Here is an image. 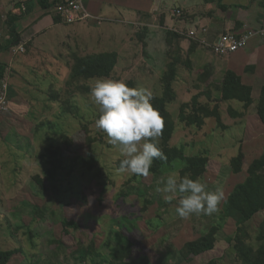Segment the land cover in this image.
Segmentation results:
<instances>
[{
    "label": "rangeland",
    "instance_id": "374dc122",
    "mask_svg": "<svg viewBox=\"0 0 264 264\" xmlns=\"http://www.w3.org/2000/svg\"><path fill=\"white\" fill-rule=\"evenodd\" d=\"M4 2L0 0L1 13L7 11V5L1 6ZM73 23H62L39 36L35 48L30 46L23 54L28 61L22 68L20 64L17 66L23 70L14 81L16 90L10 94L8 108L0 113V249H20L8 264H67L73 261L70 250L58 247L54 241L64 239L72 247L78 241L89 244L96 235L100 243L105 239L116 243L118 237L109 234V228H115L128 233L136 241L138 250L148 254L153 264H166L168 260L174 264L184 243L199 237L214 219L222 216L228 192L246 177L250 162L264 152V124L257 115L250 119L249 127L245 121L237 123L224 105L221 111L226 127L218 126L214 117L207 118L203 128L186 126L179 119L180 104L190 101L198 90L188 91L187 87H193L194 83L189 78L186 81L184 73L179 72L175 81L178 99L168 105L176 121L171 144L185 145L188 155L207 154L210 158L205 180L207 189L214 191L219 187L224 192L217 213L180 218L175 211L179 196L166 202L163 194L155 191L157 182L175 171L168 170L155 180L152 174L135 176L119 170L116 161L123 157L119 147L112 145L106 133L95 126L100 112L90 98V90L97 78L84 80L87 90L80 92L75 86L67 85L72 75V52L116 50L119 62L114 76L109 78L124 81L135 78L138 88L161 95L162 65L166 58L162 35L145 47L135 26L94 23L91 38L86 42L82 36H71V30L84 23ZM127 32L133 35L134 41H129ZM122 38L126 40L124 44ZM144 41L148 44L147 35ZM14 83L10 82L13 87ZM56 89H62L64 99L70 98V109L50 96ZM234 103L240 105L238 101ZM45 118L55 123L51 128L75 138V146L69 153L72 157L88 155L84 122H90L92 136L98 137L99 131L104 134V140L93 145L94 155L98 157L94 169L78 166L70 173L63 172L57 181L47 183L48 189L34 178L37 174L45 176L36 155L45 151L54 139H62L55 138L48 125L37 128L38 121ZM240 149L244 170L237 174L229 169V164ZM122 191L128 195L121 197ZM98 210L103 212L100 217ZM67 216L80 221V226L70 227L66 232L63 220ZM97 217L99 224H96ZM263 220L264 210L256 213L248 224L255 231ZM223 227L224 232L232 234L235 221L229 218ZM214 258H218L217 264H230L233 260V252L222 238L213 250L198 255L193 263L183 264H209Z\"/></svg>",
    "mask_w": 264,
    "mask_h": 264
},
{
    "label": "trees",
    "instance_id": "16d2710c",
    "mask_svg": "<svg viewBox=\"0 0 264 264\" xmlns=\"http://www.w3.org/2000/svg\"><path fill=\"white\" fill-rule=\"evenodd\" d=\"M62 2L64 0H37V3L42 8L47 10L52 9L53 11L55 6ZM31 5H33V1L28 0L24 4L25 7L19 4V14L10 13L6 20L1 18V21L9 28V38L7 40L0 38V52L12 50L25 42L26 35L24 31L18 30L17 21L32 11L33 6ZM53 18L55 23L64 21L62 14L56 11L53 12ZM144 30L146 31L147 28ZM145 31L139 30L138 36L143 40V45L146 47L147 42L144 41V37L147 34ZM182 38L184 36L180 33L175 31L167 32V43L169 45L167 55L170 61L161 76L162 94H154V99L151 101L164 118V129L158 144L167 156V160L154 159L149 174H152L156 180L166 171L172 170L178 172L181 177L188 174L193 180L199 178L205 183L210 163L209 156L207 154L188 155L185 145L176 146L171 144V139L176 129V121L168 105L178 99L175 81L178 79L179 70L182 66L185 67L192 64L190 60L192 49H190L187 59H183L182 48L180 46L176 49L173 48L174 42ZM31 43L26 44L28 49L32 45ZM71 59L72 75L71 79H68L67 85L75 86L77 92H80L87 90V87L83 84L84 80L113 77L115 68L119 62V53L116 50H100L89 53L75 51L71 53ZM8 73V65L0 61V80L8 79ZM201 78L205 79V76ZM125 81L128 86L138 88L135 78ZM204 81L197 83V88H202L205 83L206 90H201L194 94L190 101H184L180 104L179 119L183 124L189 127L196 126L197 128H203L206 125L207 118L214 117L217 120L218 126L226 127L227 125L223 121L221 111V104L224 102L230 103L228 108L229 114L239 121L245 120L250 107L256 103L257 113L264 123V87L259 98L255 100L252 94L253 87L244 83L241 76L230 69L226 71L220 81L212 79ZM213 89L220 92L219 97H213ZM61 90H53L50 96L57 102L62 103L66 109H70L72 102H70V98H63ZM212 101H215V104ZM234 101H238L240 106L235 107L232 104ZM46 125L50 126L49 129H51L55 138L61 137L62 141L59 138L55 141L54 137H50L54 140L45 151L36 155V160L41 164L45 176L37 174L34 178L44 189H48L47 183L49 181H57L63 172L70 173L78 166L80 168H87L88 170L95 168L98 163V157L94 155L93 145L96 141L104 140V134L101 131H99L98 137L92 136L90 122H84L83 131L86 134L88 155L77 154L72 157L69 153L75 146V138L63 130L51 128L55 123L50 118L39 120L37 128L41 129ZM123 158L121 157L116 161L119 168L120 161ZM243 166V150L240 149V152L232 157L229 169L238 174L244 170ZM120 195L121 197H125L128 195V192L122 191ZM99 198L101 200V196ZM262 210H264V152L250 162L247 167L246 177L237 182L228 192L221 209L222 216L214 219L209 228L199 237L185 242L174 264L193 263L198 255L213 250L220 238L229 244L233 252V260L230 264H264V220L255 231L248 224L255 214ZM102 214L103 212L98 210V216ZM99 217H97L96 224H99ZM229 218L235 221L236 226L232 234L226 233L223 230L224 223ZM63 223L66 226V232H69L70 227L78 228L80 226V221L68 216L64 218ZM120 223L122 224V222ZM127 225L128 227L131 226L128 223ZM109 234L110 236L114 235L118 237L116 243L111 242L110 239H105L100 243L96 235L92 236L89 244L78 241L70 247L64 239L56 240L53 243H56L58 247L70 250V256L73 261H69L67 264H88L90 261L91 264H153L148 254L138 250L136 241L128 233L115 228L110 230L109 228ZM18 251L20 249H0V264H8L12 256ZM217 263L218 258H214L209 262V264ZM166 264L171 263L168 260Z\"/></svg>",
    "mask_w": 264,
    "mask_h": 264
},
{
    "label": "crops",
    "instance_id": "0c3cea01",
    "mask_svg": "<svg viewBox=\"0 0 264 264\" xmlns=\"http://www.w3.org/2000/svg\"><path fill=\"white\" fill-rule=\"evenodd\" d=\"M26 1L28 0H9L5 3L3 0L4 4H1V6L7 5V11L3 13L0 12L1 18L6 20L10 13L19 14V4L24 6ZM32 1V11L28 12V14L22 16L17 21L18 30L24 31L26 35L25 42L20 45L24 47V50L19 51V48H13L12 50L0 52V61L6 63L9 67L7 76L9 83H14L16 78L21 75V70L23 69L19 70L18 65L20 64L22 68L25 62L28 61L23 55L29 51L26 44L34 42L31 48H35V43L39 36H43L49 30L53 31L62 23L71 24L67 23L65 18L63 22L55 23L53 18L54 11L52 9H44L37 3V0ZM84 1L91 13L103 18V20L101 22L80 21L84 23V25L74 27L73 30H71V36H82L85 41L88 42L89 38H91V26H93L94 23H98L99 25L105 22L129 24L136 27L137 34L139 30L145 31L144 29L147 28L145 31L147 34V45H150V43L153 44V40L157 39L158 35H162L161 40L163 39L166 45L163 52L166 53V58L162 65L164 67V72L170 61L167 55V50L169 48L167 43V32L175 31L184 36L181 40L175 41L173 46L174 49L179 46L182 48L183 59H187V55L189 56V51L192 49L190 53L192 64L185 67L182 66L179 70L180 73H184V79L186 81L189 78V81L194 83L193 87H187L188 91L191 92L194 88L198 90L197 93L201 90H206L207 87L205 83L202 88H197V83H202L203 80L206 82V80L209 79L220 81L224 77L226 71L230 69L239 74L244 83L253 87L252 94L254 99L257 100L259 98L264 87V37H252L242 49L224 55L216 54L209 44L214 43L222 33L227 31L241 33L249 29L252 30L263 27L264 0ZM177 8H181L184 11L182 16L173 14L174 10ZM192 30L196 31L195 37L189 35ZM56 35L57 39L60 40L58 32H56ZM126 35L130 42L134 41L133 35L129 32H127ZM0 38L6 40L9 38V28L2 21L0 22ZM121 40L123 44L126 41L123 38ZM52 66H55L53 62ZM204 76L205 79H202L201 77ZM13 89H15V83L14 87L10 84V94L11 92L14 93ZM219 95L220 92L213 89V97L216 98L219 97ZM212 103L215 104V101H212ZM229 104V102H224L221 104V108L223 109L224 105L229 108ZM232 104L235 107L239 105L234 102H232ZM255 111H257L256 105L253 104L244 120L248 127L250 119L252 117L254 118L256 115L259 116ZM234 120L237 123L243 122L238 119Z\"/></svg>",
    "mask_w": 264,
    "mask_h": 264
},
{
    "label": "clouds",
    "instance_id": "9594fccd",
    "mask_svg": "<svg viewBox=\"0 0 264 264\" xmlns=\"http://www.w3.org/2000/svg\"><path fill=\"white\" fill-rule=\"evenodd\" d=\"M90 98L100 112L96 128L106 133L124 157L120 161L121 172L147 177L154 159L167 160L158 144L164 118L151 103L154 96L150 90L130 87L122 79L97 78ZM155 191L163 194L166 202L179 196L175 211L183 219L201 213L211 216L219 211L224 199L221 188L209 191L199 178L193 180L188 174L181 177L177 172L158 181Z\"/></svg>",
    "mask_w": 264,
    "mask_h": 264
},
{
    "label": "built area",
    "instance_id": "2783aa9c",
    "mask_svg": "<svg viewBox=\"0 0 264 264\" xmlns=\"http://www.w3.org/2000/svg\"><path fill=\"white\" fill-rule=\"evenodd\" d=\"M54 11L61 13L66 22L73 23L77 21L101 22L103 18L93 15L87 8L84 0H64L55 6ZM174 15L182 16L184 11L177 8L173 12ZM189 35L195 37L196 31L192 30ZM264 37V26L256 29H249L245 32L238 33L236 31H227L222 33L218 39L209 44L216 54L224 55L236 52L248 43L252 37ZM19 51L24 50V47L18 46ZM10 101V83L8 79L0 80V113L4 112L9 106Z\"/></svg>",
    "mask_w": 264,
    "mask_h": 264
}]
</instances>
